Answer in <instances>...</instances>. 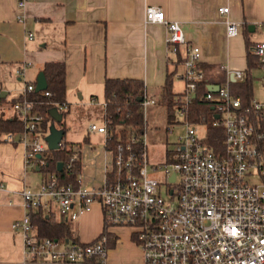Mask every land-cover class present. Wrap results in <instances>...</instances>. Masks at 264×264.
<instances>
[{
  "label": "built area",
  "instance_id": "2783aa9c",
  "mask_svg": "<svg viewBox=\"0 0 264 264\" xmlns=\"http://www.w3.org/2000/svg\"><path fill=\"white\" fill-rule=\"evenodd\" d=\"M31 0H17V20L24 23V12ZM227 16L229 8L220 9ZM145 22L165 25L169 51L178 54L185 47L184 73L177 78L185 83L182 95L174 97L175 120L184 134L166 152L164 178L151 173L162 171L150 165L148 154V109L166 106L164 93L153 96L144 88L140 104L142 127L134 129L126 142L110 150L112 161L105 168L104 184L88 188L79 176V185H61L54 175L42 179L38 189L24 188L21 195L26 215L13 224V231L24 238L28 262L50 264H84L96 261L109 264V230L131 228L132 239L143 252V264H264V102L252 101L245 106L231 91L233 83L247 80L244 71H230L225 66L226 82L218 92L208 91L205 101L214 105L219 119L214 127L223 128L224 139L218 149L206 142V128L189 118L190 107L197 97L198 85L205 80L199 69V47L187 45L179 22L169 21L160 7L149 6ZM228 37L242 33L240 25L228 22ZM32 39L33 36L29 35ZM264 70V43L253 48ZM25 66L16 71L24 76ZM264 85V75L261 78ZM211 86V85H210ZM210 88V87H209ZM36 84L26 83L22 99L14 110L23 121L20 141L26 147V168H42L50 152L44 128L46 115L36 110L29 95ZM0 91V97H1ZM50 97L48 91L42 92ZM67 111V103L57 104ZM102 125L91 124L89 133L105 137L108 145L119 128L106 117ZM119 111L124 121L131 115ZM58 109V111L60 112ZM215 116V117H216ZM170 131V130H168ZM9 140L15 141L14 135ZM76 161L73 157L68 169ZM175 175V180L172 177ZM94 205L103 212L104 232L92 243H75L39 239L32 227L30 213L39 209L59 215L61 222H77L90 213Z\"/></svg>",
  "mask_w": 264,
  "mask_h": 264
},
{
  "label": "crops",
  "instance_id": "0c3cea01",
  "mask_svg": "<svg viewBox=\"0 0 264 264\" xmlns=\"http://www.w3.org/2000/svg\"><path fill=\"white\" fill-rule=\"evenodd\" d=\"M149 6L160 7L169 21L179 22L187 45L200 48L198 67L211 79V86L225 84L223 66L248 74L247 40L252 44V53L255 46L264 43V0H31L24 12V23L17 20V0H0V91L1 94L6 91V97H0V118L18 116L14 104L22 99L26 83H37L38 75L48 63L66 64L68 115L72 116L73 109H93L95 119L88 124L104 123L107 80L140 81L149 94L160 97L168 75L174 73L173 83L181 84L182 89L178 92L173 88V93L175 97L182 95L185 83L177 76L184 73L185 47L178 54L169 51L166 26L145 22ZM224 7L229 8L227 16L220 13ZM228 22L240 25L242 33L229 38ZM250 27L254 30L250 31ZM24 66V76L17 75L16 71ZM254 71H261L263 85L264 70L261 67L252 70V78ZM14 75L24 86L16 88L15 96L9 97ZM231 91L237 95L232 85ZM87 125L82 132L83 143L87 140L85 144L93 150L91 136L100 134L89 133ZM8 136L0 138V264H50L28 262L24 238L12 229L26 215L22 191L26 187L38 189L43 176L36 168H26V145L11 141ZM72 144H80L84 186L102 187L107 163L105 167L92 165L99 174L88 176L84 171L83 145ZM104 149L112 161L105 143ZM70 223L85 244L96 241L104 232L99 205H94L79 221ZM80 233L88 234L82 238ZM108 233L115 240L109 247V264L110 257L120 264H143V252L119 260L113 252L119 246H125L126 253L135 252L127 237L118 238L115 234L133 230L118 227Z\"/></svg>",
  "mask_w": 264,
  "mask_h": 264
},
{
  "label": "trees",
  "instance_id": "16d2710c",
  "mask_svg": "<svg viewBox=\"0 0 264 264\" xmlns=\"http://www.w3.org/2000/svg\"><path fill=\"white\" fill-rule=\"evenodd\" d=\"M247 35V31L245 32ZM251 43L247 40V62L248 74L247 80L244 83H234L236 96L241 97L245 106H249L253 101V78L250 72L260 67L259 58L252 52ZM43 72L48 82L47 91L50 92V97H44L42 93L33 92L29 95V99L36 103V110L46 115L44 128L49 129L52 125L57 126L64 131V139L61 148L57 151L48 153L47 164L40 168L39 173L44 178L54 175L61 185L72 184L79 185L78 178L82 173L80 144H72L66 141V117L67 111H61L57 104L66 103L67 87L66 76L67 68L65 63H48L44 66ZM175 74H169L164 88V100L166 103L165 109L169 113V121L175 120V111L173 106V78ZM211 79L205 77V80L198 85L197 97L190 107L189 118L197 124H201L206 128V142L218 149L224 139L223 128L214 127L216 113L214 105L205 101V96L209 91ZM144 89V84L136 80H107L104 86L105 101L108 103L106 117L112 121L114 128H119V132L115 133L114 137L109 140L106 146L108 150H114L119 143L126 142L131 132L134 129L138 130L143 124V115L141 112L138 99ZM4 102V100H1ZM125 109V113H129L131 117L125 121L119 117V111ZM52 109H59L63 115L61 123L55 122L49 115ZM174 122V121H173ZM24 131L23 121L19 116L13 119L0 118V138L6 135H21ZM87 140L85 141V143ZM17 143V142H16ZM75 157L76 161L72 167L68 169V164ZM63 164L62 172L59 171V164ZM32 227L36 231L39 239H53L58 241H72L79 243V237L74 227L70 222L58 221L54 215L47 214L43 210L32 211L30 213ZM113 239L109 235V247L113 243ZM112 242V243H111ZM84 264H98L95 260L88 261Z\"/></svg>",
  "mask_w": 264,
  "mask_h": 264
},
{
  "label": "rangeland",
  "instance_id": "374dc122",
  "mask_svg": "<svg viewBox=\"0 0 264 264\" xmlns=\"http://www.w3.org/2000/svg\"><path fill=\"white\" fill-rule=\"evenodd\" d=\"M261 71H254L253 72V101L256 102H264V86L260 83ZM11 85L14 88H10L11 91L9 97L15 96L18 89L23 88V83L17 80V77L14 75L12 76ZM16 86V87H15ZM18 88V89H16ZM173 88L176 91H180L182 89L181 84L173 83ZM173 90V89H172ZM173 90V91H174ZM6 92L5 89L2 90ZM76 109L72 110L70 115H67L66 123H67V133H66V141L69 143H82V153H83V163L85 168V172L88 176H95L97 175L98 171L93 167L95 163L98 165H108L110 168L111 165V155L108 154L104 149L105 137L100 135L91 136V144L94 147L92 150L88 144L83 143L82 132L86 129V125L94 121V115L92 114L93 109L84 108L81 111H75ZM100 111V109H98ZM148 125H147V139H148V154H149V161L150 165H156L162 168V171L157 173H151L152 178L156 179H163L164 173L163 168L165 167V160H166V152L171 149V145L179 141L180 136L184 134V129L180 126L172 127L169 121V115L165 110V107L162 105L152 106L148 109ZM90 124L87 125V128ZM100 125V124H97ZM170 130V131H168ZM93 165V166H92ZM41 174V173H38ZM99 174V173H98ZM102 177V176H101ZM99 183L97 184V186ZM87 187V186H86ZM57 220H61L59 215L56 216ZM131 229V228H129ZM132 230V229H131ZM82 238L85 237L88 233H80ZM118 238H124L132 244L135 252L131 251L130 253H126L124 249L125 246H119L115 252V256L118 257V260L122 256H133L136 257L137 253H141L142 250L139 246H137L132 240L131 235L132 233H115ZM86 240V239H84ZM113 253H111L112 256ZM111 264H120L117 263L116 260H113L110 257Z\"/></svg>",
  "mask_w": 264,
  "mask_h": 264
},
{
  "label": "water",
  "instance_id": "95a60500",
  "mask_svg": "<svg viewBox=\"0 0 264 264\" xmlns=\"http://www.w3.org/2000/svg\"><path fill=\"white\" fill-rule=\"evenodd\" d=\"M254 29L252 27H250V31H253ZM219 86H211L209 88V91L212 92H218L219 91ZM48 89V82L46 79V76L44 74V72H41L38 77H37V83H36V93H42L47 91ZM6 97V92H4L2 94V98ZM138 102L141 103L142 102V98L138 99ZM50 117L57 122L58 124L61 123L63 121V115L58 111V109H52L49 112ZM215 119H219V116L217 115L215 117ZM64 131L61 129H58L55 125H52L50 127V133L49 135L46 137V142L48 144V148L50 151H57L61 148L63 139H64ZM15 142H20V136H17L15 138ZM59 171L62 172L63 169V164L60 163L59 165ZM37 172L40 171V168L37 167L36 168ZM172 180H175V175L172 177Z\"/></svg>",
  "mask_w": 264,
  "mask_h": 264
}]
</instances>
